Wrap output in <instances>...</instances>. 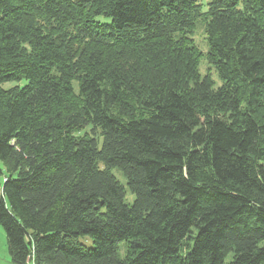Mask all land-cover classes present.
<instances>
[{"label": "trees", "instance_id": "trees-1", "mask_svg": "<svg viewBox=\"0 0 264 264\" xmlns=\"http://www.w3.org/2000/svg\"><path fill=\"white\" fill-rule=\"evenodd\" d=\"M0 226L14 264H264V0H0Z\"/></svg>", "mask_w": 264, "mask_h": 264}, {"label": "rangeland", "instance_id": "rangeland-1", "mask_svg": "<svg viewBox=\"0 0 264 264\" xmlns=\"http://www.w3.org/2000/svg\"><path fill=\"white\" fill-rule=\"evenodd\" d=\"M205 32L200 26V24L197 25V27L194 29V34L192 36L193 42L195 45L200 49L202 52V55L200 56L199 59V66L198 70L200 75H204L206 73H209L210 77L213 80V85L216 87L220 84V80L216 74V71L212 66L208 68L207 62L205 61V56L204 52H206V39H205ZM114 175L117 177L119 181L122 183H125L123 176L120 174L118 169L113 170ZM126 201L131 202L132 201V195L128 192L126 193ZM80 240L86 245V246H91L92 242L91 239L88 237H81ZM120 253L123 254V249H120ZM0 264H14L10 260V256L7 251V246H6V237H5V232L3 228L0 226ZM27 264H32L31 262Z\"/></svg>", "mask_w": 264, "mask_h": 264}, {"label": "built area", "instance_id": "built-area-1", "mask_svg": "<svg viewBox=\"0 0 264 264\" xmlns=\"http://www.w3.org/2000/svg\"><path fill=\"white\" fill-rule=\"evenodd\" d=\"M32 264H34L33 262H31Z\"/></svg>", "mask_w": 264, "mask_h": 264}]
</instances>
